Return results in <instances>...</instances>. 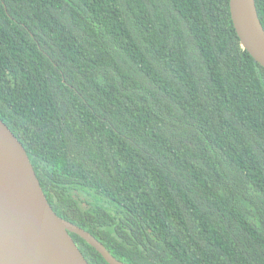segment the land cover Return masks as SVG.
Masks as SVG:
<instances>
[{
    "label": "trees",
    "instance_id": "trees-1",
    "mask_svg": "<svg viewBox=\"0 0 264 264\" xmlns=\"http://www.w3.org/2000/svg\"><path fill=\"white\" fill-rule=\"evenodd\" d=\"M0 120L118 261L264 264V69L228 0H0Z\"/></svg>",
    "mask_w": 264,
    "mask_h": 264
},
{
    "label": "water",
    "instance_id": "water-1",
    "mask_svg": "<svg viewBox=\"0 0 264 264\" xmlns=\"http://www.w3.org/2000/svg\"><path fill=\"white\" fill-rule=\"evenodd\" d=\"M228 6L241 48L264 69V29L255 0H228ZM70 233L108 264H125L90 233L56 215L25 149L0 120V264H88Z\"/></svg>",
    "mask_w": 264,
    "mask_h": 264
}]
</instances>
